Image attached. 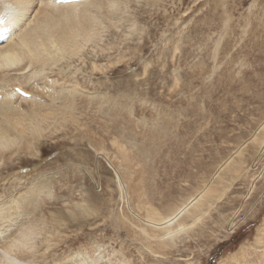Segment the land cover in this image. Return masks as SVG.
<instances>
[{
	"label": "rangeland",
	"instance_id": "rangeland-1",
	"mask_svg": "<svg viewBox=\"0 0 264 264\" xmlns=\"http://www.w3.org/2000/svg\"><path fill=\"white\" fill-rule=\"evenodd\" d=\"M115 5L78 56L20 76L37 93L14 96L21 111L71 106L0 161L5 205L34 187L15 207L20 228L37 223L24 261L264 264V0ZM193 199L209 201L199 221ZM149 209L187 226L164 251ZM1 221L0 242L12 219Z\"/></svg>",
	"mask_w": 264,
	"mask_h": 264
},
{
	"label": "bare ground",
	"instance_id": "bare-ground-1",
	"mask_svg": "<svg viewBox=\"0 0 264 264\" xmlns=\"http://www.w3.org/2000/svg\"><path fill=\"white\" fill-rule=\"evenodd\" d=\"M117 1L118 0H0V82L7 79L9 83V87L0 83V161H3L4 164H8L13 158H17V155L22 151L25 152V150L30 149L31 142L25 135H31L34 142L43 137L42 133L45 129L41 127L42 121H46L50 116L60 117L57 120H66L68 117L67 112L71 109L70 103H67L68 101L64 102L65 98L62 96L63 98L61 97V99L64 101H61V105L58 107L59 110L53 109L51 107L52 105L49 104L48 107L52 108V110L50 109L47 112H36L32 110L25 113L23 110L21 111V108L17 107L12 101L14 96H20L24 101H35V95L37 93L33 92L34 94H30L34 88L28 91L25 89L26 86L22 87L20 76L24 75L29 78L34 68L40 67L41 69L46 65L55 64L64 56H78L85 44L94 37V31H96L100 25V17L109 19L110 23L113 24L112 16L114 15L111 10H113V6H116L115 4ZM104 10L106 11L104 12ZM30 87L33 86L29 85L28 88ZM75 89H77V87H73L72 90ZM61 91L60 88L56 89L55 94L57 97L61 95ZM29 96L30 98H28ZM73 100H75L74 96ZM44 106L46 105H41L40 109H46ZM73 109L74 108H72V110ZM60 124L62 125L61 122ZM112 165L114 166L113 163ZM8 167L12 168V165ZM2 171L3 167L0 166V173ZM41 182L43 184L39 183V185L41 184L42 186L46 181ZM33 188L34 187H32V189L29 188L30 191L22 198L18 200L16 199L17 197L14 198V204L5 205L6 200L0 197V221L4 219L11 221L12 219L10 224L7 225L9 227L6 226L7 228L3 229L5 234L3 240L0 242V264H31L24 260L28 257L26 250L29 249L30 252L32 249L31 244H29L32 238L30 235L33 233L34 235L37 234V223L29 221L20 228L19 226L21 223H19V221L18 223L14 221H17L15 207L18 208V205L24 202H21V200L28 199L25 202H31L33 200ZM47 188L49 189L50 186L48 185ZM200 195L201 194H199V196ZM25 202L23 204H25ZM80 202L79 204H81ZM208 202V199L203 201L193 199L192 206L196 211L193 209V212H190L191 214L189 215L196 221H199L202 217L204 218L207 211L204 210V206L206 204L209 205ZM82 208L84 207L82 206ZM196 213L199 214L198 217L195 215ZM144 221H146L150 227L162 230V235L156 234L153 236L154 239L156 238L161 241L158 247H160L162 243L165 244L167 238L173 240L174 236L187 229L184 223H176V225L174 224V226H171L170 224L173 222L169 223V220L160 217V214L154 209L148 210ZM131 225L133 226L132 223ZM139 230L147 235L145 229L141 226ZM170 242L172 241H169V243ZM169 243L168 245H170ZM24 247H26V250H24ZM47 247L48 245L46 249ZM168 249L169 248H167V252ZM37 251L40 250L37 248ZM162 251H164V248H162ZM31 252H33V250Z\"/></svg>",
	"mask_w": 264,
	"mask_h": 264
}]
</instances>
